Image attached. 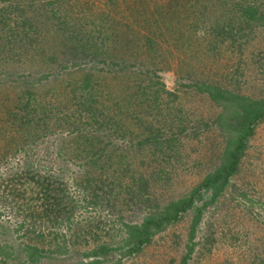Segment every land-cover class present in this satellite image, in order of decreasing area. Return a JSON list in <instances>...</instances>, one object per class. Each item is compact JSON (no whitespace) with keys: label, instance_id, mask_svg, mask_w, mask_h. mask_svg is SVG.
Here are the masks:
<instances>
[{"label":"rangeland","instance_id":"1","mask_svg":"<svg viewBox=\"0 0 264 264\" xmlns=\"http://www.w3.org/2000/svg\"><path fill=\"white\" fill-rule=\"evenodd\" d=\"M3 1L16 8L8 29L9 19L3 22L0 14V46L21 58L22 71L31 74L28 80L47 77L26 96L9 83L11 76L0 75V264H91L84 254L101 243L114 247L111 255L99 254L97 264L118 258L121 264H179L194 242L189 264H248L264 257V118L239 150L236 173L210 198L214 186L202 187L206 175L219 166V155L236 133L223 135L215 119L222 108L207 92H198L201 84L221 85L243 96L264 97V30L255 34L258 27L247 24L242 30L247 34L235 42L199 37L203 28H190L196 20L230 22L216 7L219 0H64L58 9L46 0ZM81 46L85 54L79 66L56 68L49 61L56 55L62 62L72 51L66 56L70 63ZM35 54L39 60L33 65ZM153 73L180 99L177 104L172 98L168 112L179 114L182 105L187 121L181 116L172 121L165 113L151 120L161 138L159 144L143 146V128L126 121L134 98L123 85ZM138 90L143 93L142 85ZM29 131L35 133L33 142L21 139ZM169 137L176 150L163 158ZM28 160L33 169L25 170ZM97 174L105 183H93ZM51 178L56 180L52 187ZM87 180L96 185L102 204L87 205L80 189ZM58 189L75 208L60 202ZM193 191L188 210L167 220L166 229L150 236L134 256H122L124 223L142 221L137 210L143 198L164 207ZM106 205L114 206L115 214L107 213ZM62 207L70 210L69 220L59 218ZM200 207L202 220L191 228ZM26 245L40 249L38 261L28 259ZM60 245L66 250L58 252Z\"/></svg>","mask_w":264,"mask_h":264},{"label":"trees","instance_id":"2","mask_svg":"<svg viewBox=\"0 0 264 264\" xmlns=\"http://www.w3.org/2000/svg\"><path fill=\"white\" fill-rule=\"evenodd\" d=\"M0 1H1L0 14H3V22L9 19L4 23V28L8 29L10 27V22L12 20L11 15L14 13V9L16 8V5L6 4L5 3L6 1L3 0ZM63 1L64 0H46V3L48 4L50 2V4L53 7L58 9V7L60 6V4H62ZM263 1L264 0H219L218 6L216 5V7L219 8L218 11H220L221 14H227V17L230 18V22L223 25L219 18L218 20L220 21V23H211V24H208L206 22V19H204L202 23L196 20V22L193 25L191 24L190 28L192 30L193 29L198 30L203 28V30L198 32L197 35L199 37H203L205 40L206 38H208V35H210L212 37H216L215 39L230 38V41L235 42L238 37L242 38L247 34L242 31L243 28L244 29L247 28L246 26L247 24L253 26L252 29L255 26L258 27V30L255 31V34L260 30H264V3L262 4ZM32 4H34V1L32 2ZM228 15L231 16L233 15V16L231 18V16L229 17ZM199 16L200 15H198V17ZM235 22L238 23L237 27L235 26ZM252 29L250 28L249 31H252ZM145 38H147L146 39L147 42L149 40L151 41L149 37L145 36ZM211 40L212 39H210L207 42V46L210 44ZM1 44L2 47L0 46V60H1L0 66L3 68L4 72H1L3 74L0 75L2 76L6 75L7 77L11 76L10 79L11 81H9V83L15 86L19 85L22 90L21 95L29 96L31 94L30 87L33 86L36 81H40L42 78H45L47 76L45 75L43 77L42 76H38L35 78L33 77L32 80H28L27 74L29 73H25L24 71H22L24 70V68L23 65H21V63L19 62L22 61L21 58L18 55L17 56L11 55L9 51L5 50L6 45L4 43ZM71 52L72 51L66 54L64 53L65 57L62 60V62L59 61L58 59L59 56L56 55L49 57V61L55 63L56 68L79 66L80 63L82 62V56L85 54L84 47L81 46L77 51H74L71 59L73 61L68 63V58H66V56L71 55ZM35 56L37 60H35V63H33V65L34 64L36 65V63H38L39 60V54H35ZM124 60L125 57L121 61H119V63L117 62L119 65L118 71L123 70V65H125ZM25 61L32 62L31 60H25ZM7 63H9L12 66L13 68L12 73L8 72L10 65L5 67V64ZM109 64L110 67L113 66L111 62ZM236 69L237 72L241 70L240 68H236ZM29 76H31V74H29ZM156 77H158V75L157 74L155 75V73H153V77H150L147 74H140L138 75L137 78H135V80H137L138 83L129 84L128 82V83H124L123 85L124 90L129 92L127 96H129V98H134V100L131 99L129 104L127 105V107L133 111L132 116L130 118L127 117L126 120L130 122L128 123L129 126H133V124L140 125L144 130L148 125L146 131L144 130L146 136L143 137L142 134L143 130L141 133H139L140 138L138 136L139 140H141L139 144L143 146L144 145L154 146L156 143L159 142L161 138V134L156 133L157 129L154 126L150 125L151 120L159 118L165 113L166 116L171 117L172 121L175 120V118L177 117L179 119L180 116L182 117V119L187 121V118L182 115L185 112H181L182 110H185L182 105L177 107L179 109V114L168 112L171 109V107L174 105L173 104L174 102H172V98L175 100V102H177V104L180 102V99H178L177 95H173L171 91H168L164 87L165 86L164 83L162 81H159L158 79H155ZM141 85L143 88V93H141L138 90ZM199 91L200 93L204 91L207 92L208 94L207 96H209L211 100L216 102L218 106L222 108V111L225 113L224 115L223 112L219 113L215 118L216 121H221V132L223 133V135L227 137L236 133V136L233 135L234 139H230L228 141L229 145L225 147V149L219 155L220 156L219 166L206 175V179H205L206 182L203 183L202 187H205L206 190H209L208 189L209 186L211 187L214 186V189L211 192V196H210V198H214V196L218 195L221 189L227 186L229 177L232 174L236 173L240 160L239 150L241 151L242 149L245 148L244 141L246 140V137L249 134L250 135L252 134L253 125H255V123L258 120L264 118V97L259 98V97L245 96V95L243 96L240 95L239 93L231 92L229 91V89L224 88L221 85L201 84L200 86H198V92ZM140 96H141V100L136 101ZM161 101H162V105H161ZM115 102H117V100H115ZM165 102L166 103L172 102V103L171 105L163 106V103ZM230 109H231V113L226 115L227 111ZM230 118L235 119V123H232L230 121ZM181 128L182 130H184L185 128H187V125L184 122H182ZM150 130L152 131V133ZM15 131L17 132L18 129L16 128ZM34 135H35L34 131L31 132L29 131L25 136L21 137V139L25 138V140L29 142L32 141V137ZM173 141L174 139H172V137H169L164 141V143L166 142L168 144L166 147L167 148L166 154L162 155L163 158L169 157L170 155L172 156V154L175 153L176 148L173 146ZM160 149L162 148L160 147ZM30 168L33 169L32 160H28L25 165V170H29ZM95 177L96 178L94 179L93 183H105L103 177H101L100 175L97 174ZM91 182L92 181L87 180V183H84L86 184V186L82 187L81 184L80 187L81 191L85 195L84 198L87 199V205L102 204L101 198L99 197L100 194L98 191L96 192V185L92 184ZM49 183H51L50 187H52L53 183H56L55 178L49 179ZM130 188H126L127 192ZM58 190H59V194L61 193L59 196L60 202L66 200L69 205V209L75 208L72 198L70 196L68 197V195L63 191V189H58ZM141 190L142 189L140 190L138 189V196L140 195ZM194 192L195 191H193L192 194H189L188 196L184 195L176 200H171L167 204H164V207L159 206V202L148 204L147 202L149 199L147 197L143 198L142 205L140 202V204H138L139 209L137 210L139 211L137 215L142 216V221L140 223H135V224L124 223L126 227L125 234H127V236L125 239L123 240L121 239L122 240L121 248L120 246L118 247L119 252L122 254V256L124 255L126 257L134 256V254H136L141 248V245L147 242L150 236L158 234L162 232L164 229H166L167 220L169 221L171 219L175 220V218H177V216H179L181 212L185 211L186 209L188 210V208L191 207L195 201L193 196ZM138 201L141 200L138 199ZM107 207H108L107 209L109 210L107 211V213L113 214L114 206H110V207L107 206ZM58 211H60L59 208ZM202 215H203L202 207L195 209V213L191 219V228L199 225L200 221L202 220ZM59 218L65 221L69 220L70 210H68L66 207H62L59 214ZM124 237L125 236H123V238ZM196 244L197 243L195 242L192 243L191 247L189 246L187 248L189 249V252L188 253L184 252L181 255L179 259V264H189V260L191 259L190 255L193 254L192 253L194 249L193 245L195 246ZM26 246L27 247H24V249L27 252L28 259L32 262L38 261L41 256L40 249L38 247L31 245H26ZM112 247H109L101 243L100 248H98L95 251H90L88 253H85L84 256L88 258H92L91 261H89L91 264H97L101 260L98 259L99 254H102L104 256L111 255L112 250H110V248ZM61 249L62 250L64 249L65 251L66 246L64 247L63 245H60L58 246V248L56 247V250L58 252H60ZM256 257L257 259L250 261L248 264H264V257L262 255L260 257L259 256ZM121 261L122 260L118 258V262H116V260H113L112 264H121ZM231 264H244V263L232 262Z\"/></svg>","mask_w":264,"mask_h":264}]
</instances>
